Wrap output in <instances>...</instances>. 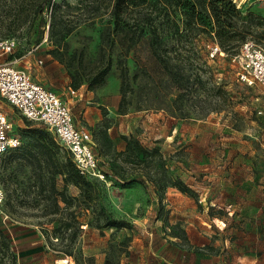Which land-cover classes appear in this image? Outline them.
Instances as JSON below:
<instances>
[{
    "label": "rangeland",
    "instance_id": "1",
    "mask_svg": "<svg viewBox=\"0 0 264 264\" xmlns=\"http://www.w3.org/2000/svg\"><path fill=\"white\" fill-rule=\"evenodd\" d=\"M200 2L132 0L125 9L121 25L143 17L173 23L169 44L187 59L188 79L183 87H158L155 104L140 110L132 91L126 113H120L115 93L120 101L121 71L126 66L132 77L146 49L126 51L130 34L113 31L114 0H0V38L16 42L14 66L55 92L75 124L91 131L104 175L85 177L89 187L65 181L58 171L71 155L53 131L0 100L10 134L20 139L18 148L0 155L10 217L0 223V264H15V257H71L75 264H168L159 257H201L206 247L200 221L212 223L215 237L229 240L224 252L238 238L241 247L264 255V95L260 86L238 81L229 62L244 41L264 49V0H232L237 12L220 29L209 2ZM219 34L227 38L222 45ZM214 46L219 51L211 56ZM107 64L104 85L92 88L89 81ZM101 98L115 108L97 106ZM92 106L102 118L90 125L84 118ZM39 132L54 142L51 158ZM175 180L191 192H180ZM63 190L68 205L61 201ZM214 215L224 228L212 221ZM105 217L123 225L101 226Z\"/></svg>",
    "mask_w": 264,
    "mask_h": 264
},
{
    "label": "built area",
    "instance_id": "2",
    "mask_svg": "<svg viewBox=\"0 0 264 264\" xmlns=\"http://www.w3.org/2000/svg\"><path fill=\"white\" fill-rule=\"evenodd\" d=\"M15 49L16 42L13 39L0 38V100L6 101L27 120L40 122L52 130L69 151L82 176L104 180L92 149L91 131L75 124L69 108L55 92L33 81L26 71L14 66L10 57ZM218 51L219 48L214 46L210 55ZM229 62L238 81L248 86H260L264 95V49L261 46L250 40L244 41L230 55ZM10 128L8 119L0 112V155L20 146V139L10 134ZM6 200V193L0 185V222L3 225L10 220L5 209ZM57 264L75 262L71 257H64L57 260Z\"/></svg>",
    "mask_w": 264,
    "mask_h": 264
},
{
    "label": "trees",
    "instance_id": "3",
    "mask_svg": "<svg viewBox=\"0 0 264 264\" xmlns=\"http://www.w3.org/2000/svg\"><path fill=\"white\" fill-rule=\"evenodd\" d=\"M50 1V0H49ZM200 5L204 6L205 2H209V14L215 19L219 29L223 27L231 15L236 11L235 5L232 0H199ZM132 0H114L111 15L113 17V31L114 32H127L130 34L129 44L127 46V52L130 50H135L137 45L144 46L146 49V57L144 61L141 60L136 62V68L132 77L129 75V70L125 66L120 74V101L118 106V111L120 113H126L125 105L127 103V98L129 94L133 91L136 97L137 110L141 107L149 108L155 104V99H157V89L160 90L167 89L170 87L171 83L176 82L179 87L185 86L187 82L188 75L185 73V62L186 58L181 54L179 49H175L169 44V33L170 28L173 23L166 19L163 21H155L149 19L148 17H143L139 21L129 24L127 22L122 23V15L126 8L131 4ZM167 2V0H166ZM196 10L193 13L196 14ZM191 23V22H190ZM189 23V24H190ZM184 35H179V41H183ZM219 39L221 45L223 41L227 38L219 34ZM195 46L199 45L201 48L200 37H194ZM180 43V42H179ZM183 43L180 47L183 48ZM175 53V57H172V53ZM173 60H175L173 63ZM110 64L103 69H99L93 78L89 81L92 88H98L104 85L106 76L108 74ZM159 68L161 69L159 74ZM149 74V75H148ZM162 76L163 79H159ZM132 83H135V90H133ZM82 84V80L76 82L73 86L77 89ZM169 93V90H168ZM167 96V92H166ZM38 140L42 141L41 147L45 150L48 158H51V147L53 141L49 139L47 133L39 132ZM129 146H127L128 148ZM72 160V159H71ZM71 160H68L65 164L61 165L59 168V173L63 175L65 181H70L73 185H80L84 187H89L90 182L82 176L76 169L75 165ZM173 186H175L180 192L190 193L191 190L179 181H174ZM61 201L68 205V196L65 195L64 190L59 193ZM7 196V195H6ZM7 202V200H6ZM6 205V204H5ZM109 216V215H107ZM76 218V217H74ZM106 221L101 226L115 227L116 229L123 225V221H118L116 219H109L105 217ZM79 225L81 223L75 219ZM1 223V222H0ZM4 234L0 231V238H4ZM105 264H109L105 261Z\"/></svg>",
    "mask_w": 264,
    "mask_h": 264
},
{
    "label": "crops",
    "instance_id": "4",
    "mask_svg": "<svg viewBox=\"0 0 264 264\" xmlns=\"http://www.w3.org/2000/svg\"><path fill=\"white\" fill-rule=\"evenodd\" d=\"M104 92L105 91H101L99 94ZM100 96L102 97V95ZM115 98L117 105L119 102L118 93H115ZM97 106H104L107 109L115 108L114 105L110 106L108 104H104L102 102V98ZM97 106H92L89 108V111H87L88 114L84 118L86 124H95L102 118L101 111L97 108ZM214 217L215 218H211L212 221L218 227L224 228L225 223L219 217L215 215ZM198 226L200 227V233L203 234L202 246L206 247L205 254H202L201 257L159 258L162 261H166L168 264H264V255L255 253L253 248L241 247L242 242L238 238L231 240V249L227 248L226 252H224L225 247H227L226 244L229 240H223L222 238H218V236L215 237V235L219 234L215 233L212 223L200 221ZM55 261L57 262V260H54V257H15V264H55Z\"/></svg>",
    "mask_w": 264,
    "mask_h": 264
}]
</instances>
